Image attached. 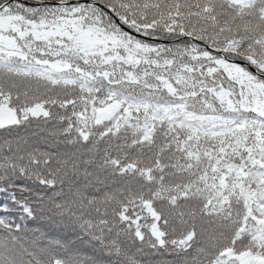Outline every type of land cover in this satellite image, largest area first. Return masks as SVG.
I'll use <instances>...</instances> for the list:
<instances>
[{
    "label": "snow or ice",
    "instance_id": "obj_1",
    "mask_svg": "<svg viewBox=\"0 0 264 264\" xmlns=\"http://www.w3.org/2000/svg\"><path fill=\"white\" fill-rule=\"evenodd\" d=\"M0 264H264V0H0Z\"/></svg>",
    "mask_w": 264,
    "mask_h": 264
}]
</instances>
